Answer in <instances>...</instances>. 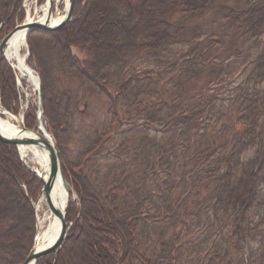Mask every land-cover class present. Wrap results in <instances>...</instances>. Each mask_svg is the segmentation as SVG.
<instances>
[{"label":"trees","instance_id":"16d2710c","mask_svg":"<svg viewBox=\"0 0 264 264\" xmlns=\"http://www.w3.org/2000/svg\"><path fill=\"white\" fill-rule=\"evenodd\" d=\"M20 1L0 0V35ZM206 15L221 20V34L201 35ZM31 36L61 47L37 69L46 130L78 198L57 258L36 264H67L74 235L89 229L79 264L194 262L225 244L223 223L239 237L259 228L250 221L258 208L264 219V0H75L64 28L27 35L34 59ZM135 64L141 71L129 75ZM72 83L107 103L102 125L83 134L73 122ZM16 100L14 74L1 60L0 105L14 114ZM124 122L131 129L119 133ZM35 123L27 113V128ZM73 141L70 161L64 151ZM0 162V264H21L35 235L31 186L21 188L29 173L12 146L0 143ZM257 252L249 264H264Z\"/></svg>","mask_w":264,"mask_h":264},{"label":"rangeland","instance_id":"374dc122","mask_svg":"<svg viewBox=\"0 0 264 264\" xmlns=\"http://www.w3.org/2000/svg\"><path fill=\"white\" fill-rule=\"evenodd\" d=\"M47 0H21L19 3V8L15 12V14L11 17V14L14 11V6H12L10 12H9V18L6 21V25L9 23L11 24V19H12V26L10 28V31L7 33H4L0 35V41L4 39L5 36H7L9 33H11L12 30H14L16 27L21 26V24L25 23L28 19L34 18L37 20L38 18L42 17V10L44 9L45 3ZM75 2V0H74ZM53 8L51 10L52 14V21L58 18H62L64 16V11L67 6V0H53ZM82 8L84 7V3L81 6ZM73 21L72 20L70 22ZM220 19H216L213 15H206L204 20H201L197 24L200 26L202 29L203 34L201 33L202 36H207L210 34L217 35L221 34L223 29L219 27L218 22H220ZM69 22V23H70ZM4 26L3 30H7L9 27ZM32 37V36H31ZM246 47L248 45H245L242 42L238 43L237 46L235 47L236 49L239 50V53L244 55L246 51ZM32 48H34V59H31V50L29 48V42H28V37L26 35V44L22 49V56L24 55L26 59V63L30 70H32L35 75L38 77L40 80L39 72H38V67L42 71H45V66H46V60L47 57H51L55 55V53H60V45L53 39H49L48 37L44 38H38V37H32ZM76 56H78V53H75ZM3 60L9 67L10 71L13 72L14 74V81H15V92H17V100L16 103H18V108L17 111L13 113L7 111L4 107L0 105V111H1V118L3 119H9L10 123L14 126L21 127L24 126L25 129L28 130H34L36 129L32 127L31 129L27 128L25 125V117L27 116V113H32L35 115L36 119L38 116H41V113L38 112V107H39V102H38V91L33 88L32 84L30 81H28L26 78L22 79L18 76L16 70L11 68L6 60L4 59V52L1 53L0 55V61ZM239 61V60H238ZM235 62L232 64L233 71L236 69H239L242 61ZM143 65L141 64H135L132 67V70L129 72V75L139 73L142 69ZM41 83V80H40ZM40 87V84H39ZM72 108L71 110L74 112L73 113V122L75 127L79 130L81 134L85 133L88 130L98 128L102 125L104 122V119H106L107 115V110H105L106 105V100L105 99H100L98 97H95L93 95H89L85 89L80 87L77 83H72ZM223 92V91H222ZM44 114V113H43ZM40 117L42 120V124L44 125L45 131L47 126L45 124L44 117ZM124 126L120 127L121 129L118 130L119 133H124V131H127V129H131V123L124 122ZM138 125H143V123L138 122ZM37 125V124H36ZM34 128V129H33ZM51 139H53V145H55L54 137L52 134L47 132ZM70 146L67 147V151H64V155L66 156L67 159L71 161V159L76 157V152L78 148V144L76 141H73L72 143L70 142ZM56 146V145H55ZM57 149V146H56ZM58 151V149H57ZM16 155L17 158L19 159L21 163V167L24 168L23 170L26 171L28 174L27 180L28 186H22V190L26 191L30 190L33 195V200L29 199L30 205H31V210L33 211L34 215V238L32 241V244L35 241L36 237V227H37V214L34 211V204L38 201L42 195V184L36 177L27 169L24 167L22 161L19 158L18 155V150L16 149ZM60 156V154H59ZM63 164L62 157H61V166ZM1 166V162H0ZM64 166H62V173L64 172L63 170ZM64 177V175H63ZM65 178V177H64ZM66 180V178H65ZM67 182V181H66ZM68 185V183H67ZM69 188V186H68ZM26 189V190H25ZM262 193L264 194V187L261 188ZM73 191L69 190L67 191V197H68V202L66 204V209L69 206V203L71 204H76L78 205V198L75 194L72 193ZM72 193V195H71ZM42 214L40 215V218L45 215L46 212V207L42 210ZM43 215V216H42ZM263 215L262 209H257L255 211H252L251 215V223L253 225H259V228L254 233H250L248 235H243L241 237L238 236H233L232 235V225H230L228 222L223 223L224 229L221 227H218L219 229L222 228V234L226 235L224 237L223 242L225 244H220L218 247L217 254L213 255H206L204 256L203 254H199V256L193 258L194 262H185L183 259H181L180 262H175L174 264H249L247 262L248 254L249 252H253L255 250H258L264 252V219L261 218ZM69 223V222H68ZM45 226V225H44ZM72 227V223H69L67 226V234L66 237L68 236V231ZM163 228H166L163 226ZM216 229V228H215ZM219 230H212L211 235H216V233ZM175 230L172 231H167L164 235L166 238L171 237V233H174ZM92 234L91 229H89V232L87 236H83V233L77 232L74 236L75 238V243L72 245L68 246V249L66 251V256H65V262L67 264H79L82 262V256L88 254L87 252L90 250L89 246V241L92 239ZM157 236L160 235V233L156 234ZM65 242V241H64ZM228 242V243H227ZM34 244L32 245V247ZM31 247V248H32ZM208 247H212V245H208ZM63 248V247H62ZM221 248V249H220ZM59 251H57L54 254V261L58 256ZM193 255V254H191ZM46 257V256H45ZM44 258V257H43ZM42 260V259H41ZM211 260V261H210ZM212 262V263H211ZM54 264V263H53ZM255 264H257L255 262Z\"/></svg>","mask_w":264,"mask_h":264},{"label":"bare ground","instance_id":"6f19581e","mask_svg":"<svg viewBox=\"0 0 264 264\" xmlns=\"http://www.w3.org/2000/svg\"><path fill=\"white\" fill-rule=\"evenodd\" d=\"M153 1L156 3V0H153ZM48 5L49 4L47 0V2L45 3L44 9L42 10L41 18H38L37 20H35L34 18H32V20L28 19L23 24L37 23V24L43 25L47 22L46 24L50 27L56 26V24H58L62 20V18L55 19L54 21H52L51 18L49 19L47 15ZM25 44H26L25 30H21L15 33L11 37V40L8 42V44L3 50L4 59L6 60L8 64H10L9 66L11 68L16 70L20 78L22 79L26 78L28 81H30L33 88L37 89L39 88L38 77L35 75V73L32 70H30V68L28 67L26 63V59L24 55L22 56L21 54L22 49L25 46ZM32 131L36 133L38 132L39 135L41 136H45V137L49 136L48 134H46L47 131L44 132V135H42L43 134L42 131H44L43 124L41 128L36 127V129ZM0 133L3 136H7L8 138H15V137L17 138H26V137L36 138V136L31 133H24L20 131V127L12 125L9 119L1 118V111H0ZM49 139H51L50 136H49ZM51 140L53 141V139ZM14 148L18 150L19 158L22 161L24 167L27 168L36 177V179H38V181H39V178H42L43 181L48 179L47 177L50 172L49 156L47 155V151L44 148L39 147V146L38 147L33 146V145H27V146L18 145ZM56 178L57 179L53 183L50 200H52L53 202V207L62 213L68 202V197H66V192L62 186L61 177L57 176ZM66 185H67V182H66ZM67 188H68V185H67ZM32 207H34V211L37 214V222H38L37 232L39 233L38 238L35 242L36 244L35 248H36V251H40L44 248H48L51 245H53V242L59 235L60 224H59L57 217L52 213V211L49 210L47 201L45 200V196L43 193L39 199V202L37 201ZM45 207H46L45 215L44 216L42 215L43 217L40 218V215L43 212L42 210ZM65 210H66V216H67L68 210L67 209Z\"/></svg>","mask_w":264,"mask_h":264},{"label":"water","instance_id":"95a60500","mask_svg":"<svg viewBox=\"0 0 264 264\" xmlns=\"http://www.w3.org/2000/svg\"><path fill=\"white\" fill-rule=\"evenodd\" d=\"M48 18L50 19L52 17L51 14V10L53 8V0H48ZM74 0H67V6L64 12V17L62 18V20L56 24V26L54 27H50L48 26L46 23L43 25L37 24V23H32V24H21V26L16 27L14 30L11 31V33H9L7 36L4 37V39L0 42V55L3 52L4 48L6 47V45L8 44V42L11 40V37L21 31V30H25L26 35L31 32L32 30H38L41 32H48V33H52L54 31L60 30L62 28L65 27V25L67 23H69L72 20L73 17V9H74ZM38 91V97H39V107H38V112L41 113L43 110V102H42V96H41V91L40 89L37 90ZM37 127H42L41 121L39 119V117L37 118L36 121ZM20 131L24 132V133H31L33 135L36 136V138H31V137H26V138H8L7 136H3L0 133V143L2 144H6L9 146H13L16 147L18 145H23V146H27V145H33V146H39L44 148L47 151V155L49 156V167H50V172L48 174V179L43 181L42 178H39V181L42 183V193L45 196V200L47 201L48 204V208L50 211H52V213L57 217L59 224H60V228H59V235L58 237L55 239V241L53 242V245H51L48 248H44L40 251H36V240L38 238L39 233L37 232V227H36V237H35V241H34V246L32 247L31 251L28 253L27 258L21 263V264H36V262L38 260L43 259V257L52 254L53 252L56 253L57 251H59L62 246L64 245V241L66 238V234H67V226L68 223L66 221V207L64 209V211L61 213L59 210H56L53 207V202L52 200H50L51 198V192H52V187H53V183L55 182V180L57 179L56 177L59 176L61 177V182H62V186L66 192V197H67V185H66V180L63 177V173H62V166H61V156H59V153L56 149V146L53 145V142L51 139H49L48 137L45 136H41L39 135V133L34 132L32 130H28L25 129L24 126L20 127ZM42 135H44V131H42ZM49 139V140H47Z\"/></svg>","mask_w":264,"mask_h":264}]
</instances>
